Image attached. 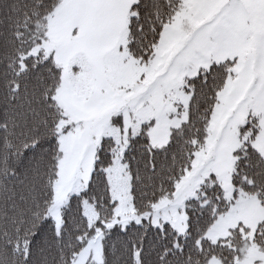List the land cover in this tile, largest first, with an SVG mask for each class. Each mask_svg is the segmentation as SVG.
Returning <instances> with one entry per match:
<instances>
[{"label": "snow or ice", "instance_id": "6c2138e0", "mask_svg": "<svg viewBox=\"0 0 264 264\" xmlns=\"http://www.w3.org/2000/svg\"><path fill=\"white\" fill-rule=\"evenodd\" d=\"M0 264H264V0H0Z\"/></svg>", "mask_w": 264, "mask_h": 264}]
</instances>
